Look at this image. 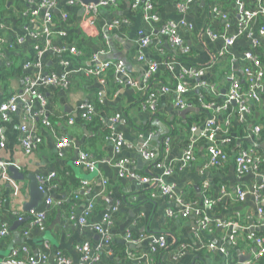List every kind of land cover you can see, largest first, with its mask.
Wrapping results in <instances>:
<instances>
[{"label": "crops", "instance_id": "crops-1", "mask_svg": "<svg viewBox=\"0 0 264 264\" xmlns=\"http://www.w3.org/2000/svg\"><path fill=\"white\" fill-rule=\"evenodd\" d=\"M15 1L18 4H14L0 22V37L3 39L0 45L4 55L0 59V70L1 67L6 66H21V68L18 72L14 70L8 93L3 90L4 86L0 83V100L2 101L8 98L11 91L23 89L25 75L40 76L41 73L56 70L57 65L59 66L57 54L54 51H47L41 57L42 66L39 70L25 67L26 60L35 58L36 46L44 47L42 39L27 38L25 43L8 48L10 41H15L18 36L25 35L27 32L41 29L44 23L43 13L34 17L24 15L40 0ZM133 1L118 0L115 6L101 7L94 26L89 23L90 18L83 9L86 4L82 0L75 6H68L64 3L65 1H62L52 10L55 26L66 31L67 34H76L75 37L69 36L70 39L77 41L78 44L80 42L87 50V55L80 62L88 66L91 58L98 53L104 61L121 62L126 75L123 76V83L119 84L115 81L116 79L112 80L109 74V80L106 79L108 83L102 85L96 76L75 73L69 89L54 86L41 87L40 91L45 95L47 104L41 106L38 101L33 102L30 106L31 114L26 119L24 118L25 108L21 104L18 112L11 113L8 120L0 122V129L6 137V147L0 149V158L5 165L6 162L8 165L5 169L0 167V188L3 190L0 224L9 227V234L0 240V264L11 259L15 251L25 257L23 247H27L34 255H37L45 249L47 244L51 264H56L57 251H61L70 260V264H83L77 247L88 244L95 251L102 237L98 232L81 225L78 221H73L68 216L73 210L76 215H80L86 203L91 200H95L96 204L92 216L93 222H100L103 216L117 205L110 226L113 237L112 252H103L101 260L91 264H154L153 258L149 259L147 255L153 236L158 234H164L169 238L168 248L160 256V261L164 264L214 263L209 254L204 258L190 249L185 251L179 249V252H176L181 244L195 239L197 223L194 216H188L184 220L178 217L172 222L168 221L167 209L171 204L158 193L160 189H154L155 183L133 178L128 172H122L118 165L119 161L125 160L129 171L138 173L140 176L157 174L159 171L154 164L160 159L166 163L178 165L184 148L192 137L190 129L185 128L184 125L192 114L204 110L200 108L196 112H189L184 118L179 113L184 109L179 110L176 107L174 94L167 93L159 96L157 111L143 108L142 102L148 86L151 89L160 90L163 84L172 82L183 68V66H175L166 71L165 66L161 65V62L171 57L169 52H176L167 39L158 36L157 28L161 23L167 21L178 23L181 20L186 22L180 25L179 33L184 43L192 48L194 66L182 64L192 67L205 66L208 70L203 78L214 82L219 93L224 95L229 89L231 74V77L244 78L242 61L245 51L254 49L255 54L264 64V37L258 38L259 44L254 48L252 38L247 34L242 35L229 48L228 55L220 59L224 64L217 68V59L221 58L225 42L220 37L212 38L208 30L220 34L229 23L228 33H236L238 23L242 19L239 1H242L246 7H253V0H192L191 2L157 0L156 11L160 19L157 23L145 22ZM179 4L186 6L184 12L178 8ZM63 13L68 14L66 21L62 19ZM115 19L125 20V22L120 26H110ZM260 23H264V17H260L251 25L255 32L254 38H257L256 33ZM67 34L64 37L66 40ZM144 37H148L149 42L148 45L143 46L141 40ZM228 60L232 68L225 66ZM37 61L36 59L35 62ZM151 62H157L160 66L144 83ZM112 69L113 67L110 71ZM129 78L137 83V86L128 83ZM187 81L189 86L196 82L195 79ZM242 85L245 86L244 79H242ZM216 99L219 101L218 97ZM88 104H93L98 109L92 120L81 118L83 108ZM260 106L264 107V101ZM41 109H45L44 115L47 113V117L54 120L52 124L56 135H65L70 140V146L63 155H59L56 147L57 136L50 129L38 125L40 120L32 119V113L40 112ZM253 109L256 112L252 116H260L261 109L258 107ZM155 112L163 116L166 121L161 120L160 117L153 119L152 115ZM205 112L207 113L205 119L213 114L212 110H205ZM117 116L119 117L115 120ZM70 118L74 120L73 123H70ZM24 119L30 127L36 126L35 134L42 139L38 149L31 155L24 153L20 140V126ZM94 119H98L101 123L100 128L96 130L93 129L95 127L92 129L90 127ZM151 121L158 127H151ZM168 121L175 122L174 130L170 131ZM248 131L249 129L245 131L243 138L237 137L235 143L230 140L226 144L228 148L231 147V156L229 155V160L219 167L208 164L206 143L199 142L197 139L194 159L187 162L183 169H177L166 180L175 185L179 192L185 194L186 199L193 203V208H199L198 206L202 205L200 197L203 195H207L217 204L216 216L221 223L216 229V235H219L223 241L219 243L216 236L213 239L223 247L228 243L232 233H239L240 242L243 244L242 248H236L237 264L252 261L257 252L256 247L250 248L246 235L261 234L264 242V218L257 212L258 205L254 196L251 194L244 201H240L235 190L238 186L252 189V186L260 184L264 174V161L243 175L237 172L235 155L238 149L251 145ZM200 135L201 132L194 136L199 138ZM166 136H170L171 140L169 148L164 151L166 147L163 146V142ZM119 137L125 140V144L117 154L115 144ZM244 139L247 142H244ZM223 148L227 151L225 145ZM143 149L155 151L157 158H145ZM257 150V156L264 154V141L260 143ZM82 151L89 154V160L94 162L93 168L89 169L77 163ZM13 164L24 174V180L16 181L11 177L8 167ZM53 171L58 173V178L51 185L52 188L48 187L44 190L48 196L38 208L49 211L47 228L44 232H40L31 228L28 221L18 222L16 213L28 214L23 210V204L30 200V181L26 176L34 173L46 177ZM70 177L78 181L79 187L73 189L69 185L71 182H66ZM84 181L89 182V187H84ZM64 185L67 186L64 187ZM47 198L52 200L50 206L46 204ZM224 223L226 225H222ZM23 231H28L27 236L23 235ZM128 231L141 239L133 244V247H130L132 244L125 238ZM176 240L180 243L178 248L177 245L171 246L175 245ZM113 245H116L118 249H114ZM247 255H250L249 260L242 262V257ZM255 263L256 261L252 264Z\"/></svg>", "mask_w": 264, "mask_h": 264}, {"label": "built area", "instance_id": "built-area-1", "mask_svg": "<svg viewBox=\"0 0 264 264\" xmlns=\"http://www.w3.org/2000/svg\"><path fill=\"white\" fill-rule=\"evenodd\" d=\"M62 1H65L68 6L78 5L81 0H40L33 9L25 12L24 15L37 16L41 13L44 14V23L41 29L33 30L27 32L25 35L18 36L15 41H10L8 48H13L16 45H21L27 41V38H32L34 40L42 39L44 41V47L41 48L39 45L36 46V54L34 59L26 60L25 67L27 69L36 68L39 70L42 64L40 62L41 57L47 51H54L59 57V66L57 65L56 70H49L45 74L41 73L40 76L25 75V84L23 89L19 91H11L10 95L5 101L0 103V122L8 120L11 113L18 112L21 109V104L24 106V118L26 119L29 114H31L30 106L33 102L38 101L41 106L47 104V99L43 93H41V87H60L62 89H69L72 84L73 74H82L85 76H96L99 78V81L102 85H106L105 73L108 69L114 68L115 81L117 83H123V76L126 75V71L121 62L114 61H104L101 56L97 53L91 60L89 65H84L81 63H73L69 57L64 55L69 53L74 56H81L84 54V51L81 50L78 46L77 41H67L64 39L66 36V31L58 29L55 26V20L52 15V10ZM155 1L157 0H134L133 4L137 7L145 22H159V14L156 11ZM192 0H188L191 2ZM118 3V0H98V3H87L85 7L86 15L90 18L89 23L91 26L96 24L97 16L101 7L115 6ZM253 7H246V5L239 1V6L242 12V19L238 23V30L236 33L229 34L228 30L230 29V24L225 25V30L220 33H212L208 30V34L212 38L220 37L225 42V48L222 50L221 58L228 53L229 48L238 40L242 35L247 34L253 41V47L255 48L259 44L260 37H264V23H260L258 27V33L252 30L251 25H253L257 19L264 17V3L263 0H253ZM178 8L184 12L186 6L179 4ZM63 21L68 19V14H62ZM125 20L115 19L110 23V26H120L124 23ZM186 22L181 20L180 22L167 21L161 23L160 27L157 28L158 36L167 39V42L173 47L176 51L180 53H188L191 49V46L185 44L181 35L180 25H184ZM3 39L0 38V42ZM141 44L148 45L149 38L144 37L141 40ZM103 52V51H102ZM101 52V53H102ZM3 49L0 45V59L3 57ZM143 56L141 55V58ZM38 60L35 62V60ZM243 76L244 78L237 76H229L230 86L224 95L219 93V89L214 82L207 81L203 77L207 73L206 67H192L184 66L180 61L170 59L168 61L161 62V65L167 66L168 68H173L175 66H183L181 71L176 76L177 83L172 86H167L163 84L161 89H151L150 92H145V99H143L142 105L143 108L150 109L151 111H157L159 104V96L163 93L174 94V102L176 107L179 110L186 109L188 107H196L198 109L202 108L204 110H212L213 114L205 119L201 124H194L191 127L192 137L187 143V146L184 148V153L180 157V163L177 165L175 163H166L163 160H157L154 164L155 168L160 172L155 175L140 176L138 173L131 172L127 168L125 160L119 161V168L122 172H128L133 178L140 179L143 182L155 183L153 184L158 188V193L162 196H169L173 199V203L180 208L178 217H188L194 216L193 218L196 221V227L199 229L200 225L206 223L205 220L199 221L197 216L200 215L201 209L204 207H209L211 204H214V201L210 199L207 195L202 197V205L196 208L192 206L189 200L186 199L185 194L179 192L178 188L175 185L168 183L167 177L175 173V171L183 169L182 167L189 161L194 159V147L197 139L203 137L206 142V150L208 153V164L212 167H219L224 165L229 160V153L224 150L223 146L228 144L231 140L229 137V130L232 126L234 120H237L241 123H248L251 120L250 115L253 113V108L255 103H260L264 101V64L263 61L255 54L254 49H249L243 53ZM160 64L157 62H151L148 68V72L145 76L146 79H150L151 76L159 68ZM24 78V77H23ZM188 79H195L196 82L188 85ZM242 79H244L245 86L242 85ZM128 83L133 86H137V83L133 82L130 78ZM146 86V84L144 85ZM190 92L197 93L199 95L198 105L193 106L189 103L186 95ZM205 94H211L214 99L212 101L205 100ZM216 97L219 98L217 101ZM213 108V109H211ZM45 109H41L40 112L32 113L33 120H40L38 125H43L44 127L50 129L56 137V147L59 155H63L64 151L70 146V140L67 136L56 135L54 131L53 124L49 120V117L44 115ZM97 114V107L93 104H88L84 106L81 118L84 120H92L94 115ZM119 116L114 119H118ZM20 126L21 132V144L23 151L26 155H31L35 150L38 149L39 145L42 143L41 137L37 136L36 126L30 127L26 120ZM74 120L70 118V123H73ZM252 125L248 131V138L251 145L248 147H240L237 154L235 155V162L237 166V172L239 175H243L254 166L259 165L264 161V154L262 156L258 155L259 145L264 141L262 138V124H257L255 121L251 123ZM32 130V131H31ZM201 132L199 138H196L194 135H198ZM167 137V136H166ZM171 137L168 136L163 142V146L166 147L164 151L169 148ZM125 144V140L122 137H119L116 140L115 148L116 153L119 154L121 147ZM6 147V137L4 132L0 129V149ZM143 155L147 159L157 158V154L153 150L143 149ZM80 165H85L89 169L94 167V162L89 160V154L85 151H82L79 159L77 161ZM7 165V162H6ZM5 162L0 158V167H4ZM8 166V165H7ZM58 178L57 172H51L48 176L37 175L39 186L41 190H46L51 186V181ZM83 185L85 188L89 187V182L84 181ZM208 188V186H206ZM264 174L261 177V182L257 186H252V189L243 188L241 186L236 187V195L240 201H244L249 195H253L256 203L258 205L257 212L264 218ZM89 191V190H88ZM3 202V190L0 188V206ZM52 202L51 198H47L46 204L50 206ZM96 204L95 200H91L86 203L83 212L80 215H76L75 211L70 213L68 216L73 221H78L81 225L92 229L98 232L102 241L98 245V248L93 251L91 246L88 244L79 245L77 247L78 251L81 254V260L83 264L96 263L101 260L103 252H112L111 243L113 242V237L111 234V223L113 221V213L117 210V205L112 208L110 212L103 216L100 222H93L92 216L95 210ZM17 214V221L23 222L28 221L29 225L33 229H37L40 232H44L47 228V219L49 211L48 209H35L28 213V216L25 217L23 214ZM167 215L173 216V211L171 207L167 209ZM29 218V219H28ZM221 223V222H220ZM219 223V224H220ZM226 225V223L222 224ZM196 230V229H195ZM9 234V227L7 225L0 224V240L6 238ZM28 231H23V235L27 236ZM195 237H199L198 233L195 231ZM254 235H251L252 237ZM128 243L132 245L139 242L141 239L134 235L131 231H128L125 237ZM233 233L229 236V240H232ZM254 241L257 245L256 249L258 256L264 253V242L260 237H254ZM201 245L203 243L201 242ZM49 245L45 246L40 253L34 255L27 247H23V252L26 254L25 257L21 255L20 252L15 251L14 256L11 259H8L4 264H51L50 263V254L48 252ZM168 247V237L164 234L154 235L152 242L150 243V248L147 257L150 259V252H156L160 248ZM213 249L216 248L215 245L212 246ZM181 251L187 249V244H181L179 246ZM219 251L222 253H227L226 247H219ZM130 253V252H129ZM56 264H70V260L62 254L61 251L56 253ZM245 264H252V261H248Z\"/></svg>", "mask_w": 264, "mask_h": 264}, {"label": "trees", "instance_id": "trees-1", "mask_svg": "<svg viewBox=\"0 0 264 264\" xmlns=\"http://www.w3.org/2000/svg\"><path fill=\"white\" fill-rule=\"evenodd\" d=\"M156 2L155 1V5H156ZM14 4H18L17 1H10V0H0V22L3 21V19L5 18V16H7V14L9 13V11L14 7ZM19 4L21 5V3L19 2ZM8 12V13H7ZM7 13V14H6ZM0 35H1V32H0ZM68 36V39L67 41H72L73 39H70V37H75V35H72V34H67ZM70 36V37H69ZM1 38V37H0ZM79 48L81 50L84 51V54L82 56H74V55H70L69 53L65 54L64 56L65 57H69L73 63H81V64H84V65H87L86 63L84 62H80L83 60L84 56L87 55V50L82 47V44H78ZM192 48L190 49V51L188 53H180L179 51H176V52H169L168 54L171 56V57H168V60L173 59V60H177V61H180L181 63L183 64H188V65H193L194 64L192 63ZM228 54L225 55V57L227 56ZM168 60H164L165 61H168ZM218 60V65H217V68H219V66L223 65L224 63L220 61V58L217 59ZM262 60V59H261ZM230 60L227 61V65L225 64V66L227 68H232V64L230 65ZM201 67H205V66H201ZM21 68V66H18V67H1V70H0V83H2V85L4 86V91L5 92H9V86H10V81L12 79V77L14 76L13 75V72H18V70ZM15 70V71H14ZM165 70H169L167 66H165ZM111 74L110 78L112 80H115V73H114V68L110 71V69L107 70V72L105 73V78L107 79V81L109 80L108 79V75ZM108 83V82H107ZM106 83V84H107ZM177 83V79L176 77L173 78L172 82L170 83H167L165 85L167 86H172L174 84ZM211 83V82H210ZM151 91V87L148 86L146 92H150ZM145 97V96H144ZM189 103H191L193 106H199L198 104V100H199V95L197 93H194V92H190L189 94L186 95ZM205 100L207 101H212L214 99V97L211 95V94H205L204 96ZM145 99V98H143ZM2 101V99L0 100V102ZM255 108H259L261 109V114L260 116L258 117H253L252 115L255 114L256 111L253 110V113L252 115H250V118L251 120L248 121V123H241L237 120H234L233 123H232V126L229 130V137L232 141H234V143L237 141V137H241L243 138L245 136V131L247 129H249V126L251 123H253L255 121V123H259V124H262L263 125V129H262V138H264V107H261L260 103H255ZM98 110V109H97ZM158 113H153L152 117L153 119H157L160 117L161 120L163 121H166V119L163 117V116H159L157 115ZM207 116V113L205 112V110L203 111H200L199 113H194L191 115V117H189V119L187 120V123L184 125L185 128L187 129H190L191 131V127L194 125V123L198 124V125H201V123L203 122V120L205 119V117ZM157 117V118H156ZM49 120L51 121V123L54 124V120L52 118H49ZM254 120V121H253ZM169 122V127H170V131L174 130L173 129V125L175 122ZM153 124V126H152ZM101 126V123L98 121V119H94L91 123H90V127L92 129V127H95L93 129H98L100 128ZM151 127H158L157 124H155L154 122L151 121ZM244 142H247V140H243ZM199 142H202L204 143L205 142V139L203 137H201L199 139ZM206 143V142H205ZM247 144V143H245ZM231 145V144H229ZM206 146V144H205ZM232 146V145H231ZM225 148L227 149V152L229 153V155L231 156V152H230V148H228V146L225 144ZM161 156V154H160ZM161 157H159L160 159ZM161 160V159H160ZM158 173V172H157ZM71 178V177H70ZM68 178L66 180V182H71V184H69L73 189H76L77 187H79L78 185V181L77 180H74V179H70ZM55 182V180H52L51 181V184H53ZM68 185V184H67ZM67 185H64V187H66ZM156 188V190H158L157 187H154V189ZM166 198V200L171 204L170 207L173 211V216H168L169 219L168 221L172 222V220L177 219L178 218V215H179V211H180V208L177 207L176 204L173 203V199L169 196H164ZM202 198V196L200 197ZM216 210H217V204L214 203V204H211L209 207H204L201 209V213L200 215L197 216V219L199 221L201 220H205L207 218V221L205 224L203 225H200L199 229H197V227H195V231L198 233L199 237H195V239L191 242H184V244H187V249H190L192 252H194L196 255H198L199 257H207L206 255L209 254L210 256H212V259L214 261L213 264H237L238 262V256H237V252H236V248L241 247V245L243 244V242H240V238H239V233L235 232L233 233V239L232 240H229L228 239V243L223 246V247H226L227 248V253H222L219 251V247H222L220 245H218L215 240L213 239L215 236L219 243H221L222 238L219 236V235H216V229H218V225L220 223V221L217 219V216H216ZM49 215V214H48ZM23 216L27 217L28 214H23ZM49 217V216H48ZM182 220L184 219H187L188 217H181ZM212 233V236H210V234ZM166 234V233H165ZM167 235V234H166ZM251 234H248L246 235V239L248 240V242L250 243V248H253V247H257L255 241H254V237H260L261 238V234H255L254 236L250 237ZM168 237V236H167ZM212 238V239H211ZM169 239V238H168ZM178 240H176L174 243L175 245H171V246H176L177 245V248L178 246L180 245V243L177 242ZM201 242L203 243V245H201ZM179 244V245H178ZM215 245L216 248L213 249L212 246ZM112 247V246H111ZM114 249H118L116 245H113ZM125 247V245H124ZM168 248V247H167ZM167 248H160L158 249V251L156 252H150L151 255H150V259L153 258V261H154V264H164L162 261H160V256L162 253H164ZM170 248V247H169ZM176 252H179V248L177 249ZM255 264H264V253L259 255L258 256V252H255V255L252 259V263L255 262Z\"/></svg>", "mask_w": 264, "mask_h": 264}, {"label": "water", "instance_id": "water-1", "mask_svg": "<svg viewBox=\"0 0 264 264\" xmlns=\"http://www.w3.org/2000/svg\"><path fill=\"white\" fill-rule=\"evenodd\" d=\"M89 1L93 3H98V0H82L85 4H87ZM85 10V7H83ZM199 109L196 107H188L179 113L182 115V117H186L187 113L189 112H196ZM260 147V145H259ZM9 172L11 173V177L16 181H21L25 179L24 174L20 171V169L16 165H9L8 167ZM27 179H29V192H30V200L25 202L23 204V210L26 212H31L32 210L38 209L40 205L43 203L44 199L48 196L47 192L40 189L39 182L37 179V175L34 173H30L27 176ZM49 206V205H47ZM29 219V218H28ZM19 222V221H18ZM130 247H133V245H130ZM250 255L242 257L241 261H247L249 260Z\"/></svg>", "mask_w": 264, "mask_h": 264}]
</instances>
